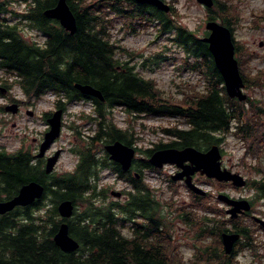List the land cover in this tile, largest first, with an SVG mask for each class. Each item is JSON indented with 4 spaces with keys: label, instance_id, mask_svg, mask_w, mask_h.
Masks as SVG:
<instances>
[{
    "label": "trees",
    "instance_id": "obj_1",
    "mask_svg": "<svg viewBox=\"0 0 264 264\" xmlns=\"http://www.w3.org/2000/svg\"><path fill=\"white\" fill-rule=\"evenodd\" d=\"M27 1L29 7L20 14L17 23L11 24L4 17L7 13L6 1L0 0V70L16 76L15 79L28 100L37 99L46 93L54 94L55 105L63 113L74 101H91L94 107L93 116L87 115L85 118L93 121L95 130L74 150L78 156L74 169L63 173L46 174L42 162L35 159L29 148L7 151L0 147V200L13 197L23 184L31 180H38L44 186L40 199L0 215V264H168L164 255L167 252L166 247L159 240L171 237L169 230L172 219L188 224L191 223V215L185 213L186 206L177 207L173 199L165 200L161 204L153 200V192L144 185V171H157L159 168L150 165L147 158L135 159L127 171L109 159L104 149L107 144L119 140L134 147L135 134L134 131L126 130L127 128L116 127L108 116L110 110L120 107L133 117H173L184 121L187 129H162L164 134L173 139L141 151L149 157L154 151L167 147L193 146L203 150L213 144L219 145L225 134L229 133L231 123L241 120L240 114L244 105L249 103L251 110L261 111L259 106L254 105L258 104V100L247 97L239 101L227 95L208 44L203 41L209 31L200 38L175 24L168 14L175 13L170 4L169 11L164 12L153 5L137 3L134 0H94L91 3L87 0H65L77 24L76 31L70 34L56 19L44 15V10L54 7L58 0ZM124 3H131L133 6L127 8ZM226 7L221 1L213 0V6L206 8L205 20L212 21L215 16L220 15L222 22L219 23L228 27L232 33L238 16L231 18V11ZM108 11L130 22L137 19L158 21L160 34L173 30L171 39L183 48L186 55L184 69L202 71L207 83L205 92L198 93L192 89L183 102H175L171 97H164L153 80L139 76L128 61L122 62L116 57L118 47L110 40L108 33ZM22 21L42 32L44 41L41 44L29 43L21 37L18 24ZM233 42L235 54L241 55L243 45L236 43L234 39ZM156 59L161 61L164 57L157 53V56L149 58V70L158 65ZM241 76L247 87L250 84L249 78L242 74ZM76 83L97 88L103 100L80 93L74 86ZM0 85L5 89L10 87L4 80H0ZM233 110L237 113L234 114ZM50 114L45 112L44 118ZM244 125L245 123L237 124V129L242 131L241 127ZM242 132L248 133L247 130ZM76 133L79 134L78 131ZM98 143H102V154H98L99 150L96 149ZM106 168L113 170L119 179L135 190L129 193V199L122 205L95 204L102 190L99 187V192L97 191L99 172ZM258 170L256 171L262 175L246 180L245 188H251L264 200V168L259 167ZM207 179L208 182L214 180ZM168 180L171 182L169 176ZM215 183L223 185L227 182ZM189 193L193 202L198 204L205 198H211V193L205 196L191 191ZM48 199L51 206L45 208V201ZM63 199H70L74 204L73 216L66 220L69 234L79 243V247L72 252H63L53 241V235L61 221L56 204ZM144 202L146 206L142 208ZM249 202L252 209L253 202ZM79 203L85 206L82 211H77ZM162 208H168L171 215ZM117 211L121 214L119 217L116 216ZM249 214L250 211L237 218H229L231 227H224L222 230L205 228L200 222L196 226L195 239L217 235L221 244L222 232L239 233L244 237L243 241H246L243 247H254L250 243L254 240L251 235L254 232L252 221L249 219L250 223L247 222L245 217ZM140 217L147 224L142 225L135 221ZM212 222L211 218H207L206 225ZM253 223L257 226L256 222ZM127 225L130 228L129 236L122 232ZM149 241L150 247L143 246ZM218 250L216 247H199L198 261L228 264L236 254H225L222 247L221 252L226 257L221 258V255L218 257Z\"/></svg>",
    "mask_w": 264,
    "mask_h": 264
},
{
    "label": "rangeland",
    "instance_id": "obj_2",
    "mask_svg": "<svg viewBox=\"0 0 264 264\" xmlns=\"http://www.w3.org/2000/svg\"><path fill=\"white\" fill-rule=\"evenodd\" d=\"M3 1H6L5 6L7 8L4 17L11 24L17 23L20 14L29 7L27 0ZM87 1L91 3L94 0ZM219 1L227 6V10L231 11L229 13L231 18L238 16L232 37L236 43L242 44L245 49L242 48L241 55L235 54L234 56L238 63L239 73L241 72L250 81L247 87L244 83L242 92L246 98L258 100V104L254 103V105L261 108V111L251 110L249 103L244 105V109L241 110L242 114H240L241 120L231 123L229 133L225 134L224 140L218 145L221 154L220 162L222 167L239 173L249 181L262 175L256 171L259 167L264 168V0ZM165 2L174 7L175 13L172 15L169 12L168 14L175 24L193 32L197 37L204 36L207 31L205 28L207 22L205 20L206 8L199 1L166 0ZM124 6L131 8L133 4L124 3ZM106 17L110 40L118 47L116 57L122 62L128 61L139 76L153 80L164 97H171L175 102L181 103L188 97L187 93L192 89L198 93L205 92L207 83L202 71L184 69L186 55L183 48L171 39L174 35L173 30L160 34L158 21L137 19L130 22L118 15H113L110 11ZM213 21L222 22L221 16H215ZM18 27L19 34L27 42H39L41 44L44 41L42 32L31 28L28 23L22 21ZM157 53L162 54L164 60L156 59L158 65L149 70L147 68L149 62L147 65V61L149 58L157 56ZM144 62L146 65L143 66ZM15 78L14 74L10 75L0 70V80L6 81L10 86L3 94H0V147L7 151L32 148L31 151L35 155L39 152V144L43 140L44 132L48 129L43 114L45 112L52 114L57 109L56 98L54 94L46 93L37 99L28 100ZM12 103L18 105V110L14 114L5 110ZM93 110L94 107L89 100L74 101L67 106L61 115L60 135L42 156L46 159L52 156L55 151L60 150L53 173H63L74 169L78 161V156L74 150L81 145L83 139H88L87 136L95 130L93 121L89 120L90 118H85L87 115L93 116ZM233 113L236 114L237 112L233 110ZM108 116L112 118L116 127L127 128L126 130L135 132L133 134V146L140 150L136 151V159L147 158L141 151L154 148L155 144L167 143L173 139V137L164 134L162 129L172 127L187 129L184 121L177 118L157 116L138 118L133 117L120 107L110 110ZM244 123L245 125L241 129L242 131L247 130V134L237 129V124ZM96 149L99 150L98 154H102L100 150L103 149L102 143H98ZM41 161L43 165L45 162ZM173 171H175V167L171 164L164 165L157 171H144V185L149 190H154L153 195L160 204L165 200L173 199L177 207L178 205L186 206L185 213L191 215V223L188 224L172 219L173 222H171L169 230L171 237L166 240L162 238L159 240V243L166 247L168 252L164 253L167 263L207 264L206 261H198L199 247H216L219 249L218 257L220 255L221 258L226 257L222 252L219 254L222 249V244H219L217 238L219 236L212 235L195 239L196 226L200 222L205 228L214 227L222 230L224 227H231L229 214L225 213L227 206L217 199L219 194H226L232 198H244L253 202L250 214L245 217L246 221L250 223L251 220L252 227L256 228L252 235L254 247H243L239 244L234 258L230 259L228 264H264V231L261 232L262 226L256 221L257 227L253 223L255 220L252 219L254 217L264 220V200H261L257 193L249 187L234 189L230 183L217 185L215 180L208 182L204 175H196L193 178L196 186L205 191V194L211 193L210 199L205 198L198 204L193 202L185 184L176 181L169 182L168 176ZM99 187H102V192L98 191ZM128 190L131 191V186L119 179L113 170L103 169L99 172L97 185V191L101 194L95 204L109 205L115 203L122 205L125 201L123 194H126ZM114 192H119L120 196L116 197L113 195ZM45 204V208L51 206L49 199L45 201ZM84 207L79 203L77 211H82ZM162 210L169 213L168 208H162ZM120 215L117 211L116 216L119 217ZM207 218L212 219V224L206 225ZM122 232L129 236V225L124 227ZM152 242L154 241L152 240ZM148 245H150V241L145 247H150Z\"/></svg>",
    "mask_w": 264,
    "mask_h": 264
},
{
    "label": "water",
    "instance_id": "obj_3",
    "mask_svg": "<svg viewBox=\"0 0 264 264\" xmlns=\"http://www.w3.org/2000/svg\"><path fill=\"white\" fill-rule=\"evenodd\" d=\"M134 1L141 4L153 5L164 12L170 9V6L163 0ZM196 1H199L205 8H211L213 6V0ZM44 15L48 18L56 19L70 34L76 31L77 24L75 16L65 0H58L54 7L44 10ZM205 28L209 33L203 38V41L208 44V49L213 56L214 63L222 76L227 95L231 98H237L239 101L245 100L246 95L242 92L244 82L239 73L238 63L234 56L235 45L230 29L222 23L213 20L206 22ZM74 86L82 94L103 100L100 90L89 84L76 83ZM5 91L6 89L0 85V93L3 94ZM5 110L14 114L18 110V105L16 103L9 104ZM62 114V109L58 108L46 118L48 129L43 134V140L39 144V152L35 155L36 158H41L45 150L59 137ZM104 149L108 153L109 159L118 163L122 170L127 171L130 169L136 155L134 147L116 140L107 144ZM59 154L60 150H57L52 156L46 158L44 165L46 174L53 172ZM220 158V149L217 144H213L205 151L198 150L193 146L158 149L147 157V161L156 168H162L165 164H171L180 169V171L170 176L171 179L174 181L183 180L187 188L197 195H205V191L201 190L193 182L192 177L196 172L219 182H228L236 188L245 187L246 179L239 173L222 167ZM140 159L144 160V158ZM43 192L44 186L38 180H31L23 184L13 197L0 200V215L10 212L16 207H25L32 204L40 199ZM113 195L118 197L120 193L114 192ZM217 199L227 206L226 214H229L231 219L237 218L239 215L247 213L251 209L249 200L244 198L236 199L226 194H219ZM56 210L61 221L53 235V241L63 252L75 251L79 247V243L69 234V226L66 221L74 213L72 200H60L56 204ZM254 220L264 228V220L259 218H254ZM237 240V233H221V242L225 254L231 253Z\"/></svg>",
    "mask_w": 264,
    "mask_h": 264
},
{
    "label": "flooded vegetation",
    "instance_id": "obj_4",
    "mask_svg": "<svg viewBox=\"0 0 264 264\" xmlns=\"http://www.w3.org/2000/svg\"><path fill=\"white\" fill-rule=\"evenodd\" d=\"M57 108V107H56ZM58 109V108H57ZM51 113V112H50ZM44 116V115H43ZM45 120H46V117H45ZM134 148H135V150L137 151H140L136 146H134ZM32 149V148H31ZM208 149V148H207ZM207 149H203V150H201V151H205V150H207ZM33 150V149H32ZM199 150V149H198ZM152 154V153H151ZM140 158H144V157H140ZM36 160H43V162H45V160L46 159H44V158H35ZM135 159L136 158H134V160L132 161V164H131V166L133 165V162L135 161ZM145 160V159H144ZM111 161V160H110ZM42 162V161H41ZM116 163V162H115ZM45 163H43V165H44ZM174 166V165H173ZM175 167V166H174ZM178 171H180V169H178V168H176L175 167V171H173V173L175 172H178ZM132 173H135V171L134 170H132ZM172 174V173H171ZM137 175V174H136ZM196 175H201V174H199L198 172H196L194 175H193V177L192 178H194V177H196ZM201 176H203V175H201ZM138 177V176H137ZM169 177H170V175H169ZM170 179H171V177H170ZM173 182H175L174 180H172L171 179V182L170 183H173ZM176 182H179V183H182V184H184V181L183 180H176ZM186 186V185H185ZM135 190L133 189V187L131 186V191H127L126 192V194H123L124 195V197H125V201H124V203L129 199V193H133ZM151 192H153V194H154V190L152 189V190H150ZM189 191H191V190H189ZM101 192H102V190H101ZM192 192V191H191ZM207 194V193H206ZM205 194V195H206ZM205 195H200V196H205ZM119 197V196H118ZM152 198H153V200H155V201H157L156 200V198H155V196L154 195H152ZM158 202V201H157ZM160 202H158V204H159ZM152 204L154 205V203L152 202ZM146 206V203L144 202V205L142 206V208H144ZM225 213H226V209H225ZM142 214V211H140V215ZM162 214V213H161ZM163 214H168L167 212H163ZM245 214V213H244ZM169 215H171V214H169ZM243 215V214H242ZM253 217V216H252ZM138 220H136L135 219V221L136 222H140V223H142V225H144V224H147V221L145 220V219H143V217H140V218H137ZM253 219V218H252ZM159 221V220H158ZM256 222V221H255ZM257 227H258V225H257ZM158 228H159V225H158ZM252 230H256V228L255 227H252ZM259 230V229H258ZM260 231L261 232H263L264 231V228L263 227H261L260 228ZM249 232H250V228H249ZM253 233L254 232H252V234L251 235H253ZM238 234V240L235 242V244H234V246H233V249H232V251H231V255L234 253V252H236L237 251V249L239 248L238 247V245L240 244L241 246L242 245H246V241H243V240H245L244 239V237L243 236H241L239 233H237ZM253 237V236H252ZM251 237V238H252ZM254 240H252V242H253ZM241 242H243V243H241ZM252 242H250V243H252ZM222 244V243H221ZM247 244H248V242H247ZM144 245H146V243H144L143 244V246ZM192 247H193V245H192ZM222 247H223V245H222ZM249 247H253V246H249ZM212 248H214V247H212ZM224 250V249H223ZM220 252H221V250H220ZM233 252V253H232ZM230 255V256H231Z\"/></svg>",
    "mask_w": 264,
    "mask_h": 264
}]
</instances>
